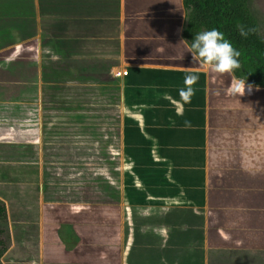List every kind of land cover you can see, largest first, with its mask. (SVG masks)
I'll return each mask as SVG.
<instances>
[{
  "label": "crops",
  "instance_id": "obj_1",
  "mask_svg": "<svg viewBox=\"0 0 264 264\" xmlns=\"http://www.w3.org/2000/svg\"><path fill=\"white\" fill-rule=\"evenodd\" d=\"M185 20L184 0H0V134L8 133L0 140H16L19 125L39 124L42 93L52 88L46 59L115 83L119 107L134 110L135 120L147 114L149 127L175 120L183 142L175 147L178 155L203 158L201 165L180 166L189 179L202 173L194 187L204 199L195 213L201 244L134 247L129 264H264V103L255 100L264 88L249 91L245 83V94H234L232 77L192 59L180 44ZM119 71L128 74L119 77ZM190 73L199 80L188 103L180 89ZM219 95H235L244 104H216L212 98ZM190 138L203 144L187 145ZM48 150L66 158L58 159L53 174L72 177L64 174L74 163L67 157L88 148L53 144ZM185 251L192 253L190 262Z\"/></svg>",
  "mask_w": 264,
  "mask_h": 264
},
{
  "label": "rangeland",
  "instance_id": "obj_2",
  "mask_svg": "<svg viewBox=\"0 0 264 264\" xmlns=\"http://www.w3.org/2000/svg\"><path fill=\"white\" fill-rule=\"evenodd\" d=\"M250 5L264 36V0ZM46 61L52 88L42 93L39 124L19 125L16 140H0V199L7 209L6 217L0 214L7 245L2 264H129L134 247L199 246L202 221L195 213L204 199L194 187L202 173L189 179L180 166L201 165L203 158L178 155L175 147L183 142L176 121L149 127L147 114L135 120L134 110L118 106L117 84ZM261 94L255 100L262 105ZM212 100L244 104L245 99ZM25 119L32 123V117ZM80 143L88 151L67 157L74 163L64 174L72 177H56L58 159L66 158L48 148ZM186 143L203 144L191 138ZM183 253L190 262L192 253Z\"/></svg>",
  "mask_w": 264,
  "mask_h": 264
},
{
  "label": "trees",
  "instance_id": "obj_3",
  "mask_svg": "<svg viewBox=\"0 0 264 264\" xmlns=\"http://www.w3.org/2000/svg\"><path fill=\"white\" fill-rule=\"evenodd\" d=\"M186 20L183 38L192 42L194 36L216 28L240 51L241 67L234 76L245 83L264 88V36L259 21L252 10L250 0H184ZM248 32L242 36L240 28ZM0 214L7 216L6 206L0 200ZM4 232L0 229V264L7 252L3 241Z\"/></svg>",
  "mask_w": 264,
  "mask_h": 264
},
{
  "label": "clouds",
  "instance_id": "obj_4",
  "mask_svg": "<svg viewBox=\"0 0 264 264\" xmlns=\"http://www.w3.org/2000/svg\"><path fill=\"white\" fill-rule=\"evenodd\" d=\"M240 28V34L247 36L243 27ZM180 44H185L187 52L191 53L192 59L198 60L206 66L211 72L228 75L234 80L233 93L243 96L245 94V80H238L234 76L236 69L241 67L239 57L240 51L237 50L231 41L225 38L222 31L213 28L197 33L190 45L187 40H181ZM199 80L198 74H187L185 76V88L180 89V95L185 102L190 103L191 98L195 95L193 85ZM248 90L251 91L252 85H248Z\"/></svg>",
  "mask_w": 264,
  "mask_h": 264
},
{
  "label": "built area",
  "instance_id": "obj_5",
  "mask_svg": "<svg viewBox=\"0 0 264 264\" xmlns=\"http://www.w3.org/2000/svg\"><path fill=\"white\" fill-rule=\"evenodd\" d=\"M127 74H128V71H119L117 73V76L122 77V76H126Z\"/></svg>",
  "mask_w": 264,
  "mask_h": 264
},
{
  "label": "flooded vegetation",
  "instance_id": "obj_6",
  "mask_svg": "<svg viewBox=\"0 0 264 264\" xmlns=\"http://www.w3.org/2000/svg\"><path fill=\"white\" fill-rule=\"evenodd\" d=\"M1 200V199H0ZM2 201V200H1ZM3 202V201H2ZM3 204L6 206V204H5V202H3ZM6 211H7V209H6ZM4 235V234H3ZM63 240H65V241H70V237H69V235H66L64 238H63Z\"/></svg>",
  "mask_w": 264,
  "mask_h": 264
}]
</instances>
